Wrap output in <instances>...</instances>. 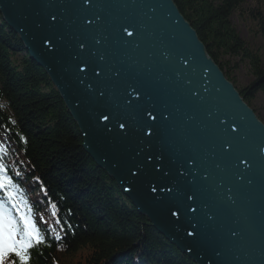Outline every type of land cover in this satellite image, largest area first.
Wrapping results in <instances>:
<instances>
[{"label": "water", "instance_id": "water-1", "mask_svg": "<svg viewBox=\"0 0 264 264\" xmlns=\"http://www.w3.org/2000/svg\"><path fill=\"white\" fill-rule=\"evenodd\" d=\"M0 11L88 154L160 233L197 264H264V123L174 0H0Z\"/></svg>", "mask_w": 264, "mask_h": 264}, {"label": "trees", "instance_id": "trees-1", "mask_svg": "<svg viewBox=\"0 0 264 264\" xmlns=\"http://www.w3.org/2000/svg\"><path fill=\"white\" fill-rule=\"evenodd\" d=\"M174 2L235 87L238 63L249 64L254 81L237 89L251 107L253 89L264 93V54L252 52L231 21L234 13L246 16L254 25L252 32L264 40V0ZM0 146L5 152L0 157L10 173H16L14 179L30 187L31 198H40L41 208L33 204V211L46 210L42 228H59L55 220L60 219L73 230L65 227L61 241L50 239L47 246L32 249L30 264H67L80 251L87 253L75 264H133L137 256L143 264H196L140 213L88 154L81 129L56 85L1 11ZM56 211L59 216L53 215ZM124 249L128 256L119 254Z\"/></svg>", "mask_w": 264, "mask_h": 264}, {"label": "snow or ice", "instance_id": "snow-or-ice-1", "mask_svg": "<svg viewBox=\"0 0 264 264\" xmlns=\"http://www.w3.org/2000/svg\"><path fill=\"white\" fill-rule=\"evenodd\" d=\"M21 139L26 143V139ZM14 177L16 173H10L7 164L0 157V264H30L32 249L47 246L50 239L61 241L67 234L65 227L69 231L73 230L70 224H61L60 219L55 220L59 228H42L38 225L27 190ZM52 207L58 209L59 205ZM53 215L59 216L58 211L53 212ZM52 232L56 233L54 237Z\"/></svg>", "mask_w": 264, "mask_h": 264}, {"label": "rangeland", "instance_id": "rangeland-1", "mask_svg": "<svg viewBox=\"0 0 264 264\" xmlns=\"http://www.w3.org/2000/svg\"><path fill=\"white\" fill-rule=\"evenodd\" d=\"M248 14H249V11H248ZM232 17L233 18L231 22L234 28L239 33L241 38H243L245 42H247V44L249 45L248 47L252 50V52L257 51V52H260V54H264V40L260 36V34H257V33L254 34L252 32V30L254 29V25L250 23V21L246 18V16H242V14L236 15L234 13ZM234 76L237 81L236 82L237 87H245V86L250 87V85L253 83L254 78H255L253 72L249 68V64L247 65L246 61L242 64L238 63L237 69L234 71ZM229 81L232 82L231 80ZM232 84L234 83L232 82ZM237 87L235 88L237 89ZM252 89L253 88H251V91ZM252 92L254 93V95L251 101V108L254 109L260 121L264 123V93H260L254 89ZM124 250H127V249H124ZM86 253H87L86 251H83V252L80 251L77 253L78 256H75L73 260H70L72 261V263L70 261H65V262L67 264H70V263L75 264L79 260V258L82 257V254H86ZM66 260H69V259H66ZM190 260H192V258Z\"/></svg>", "mask_w": 264, "mask_h": 264}, {"label": "bare ground", "instance_id": "bare-ground-1", "mask_svg": "<svg viewBox=\"0 0 264 264\" xmlns=\"http://www.w3.org/2000/svg\"><path fill=\"white\" fill-rule=\"evenodd\" d=\"M40 66H41V65H40ZM180 252H181V251H180ZM123 253H124V254H123V257H125V256H128V255H129V253L127 252V250H124V251H123ZM181 253H182V252H181ZM183 253H184V252H183ZM134 264H136V263H134Z\"/></svg>", "mask_w": 264, "mask_h": 264}]
</instances>
